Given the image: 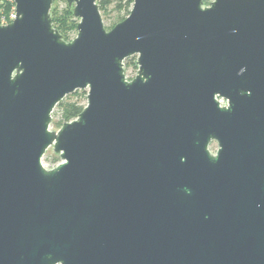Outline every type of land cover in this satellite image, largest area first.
<instances>
[{"label":"water","instance_id":"water-1","mask_svg":"<svg viewBox=\"0 0 264 264\" xmlns=\"http://www.w3.org/2000/svg\"><path fill=\"white\" fill-rule=\"evenodd\" d=\"M13 1L0 264H264V0H133L109 30L96 0H65L71 41L53 0ZM78 89L82 111L49 130ZM50 146L62 161L46 169Z\"/></svg>","mask_w":264,"mask_h":264},{"label":"trees","instance_id":"trees-1","mask_svg":"<svg viewBox=\"0 0 264 264\" xmlns=\"http://www.w3.org/2000/svg\"><path fill=\"white\" fill-rule=\"evenodd\" d=\"M109 2H110L109 0H96L98 8L103 15L107 14V8H108ZM132 3H133V0H117L116 1L115 8L117 9V11L120 12L121 10H123L125 13L124 16L118 17V22L123 20L129 14ZM4 6L6 9H8L9 5L5 3ZM57 10H58V7L54 6L53 1H52V5L50 8L51 24L53 28L56 29L60 33L62 39L64 40L66 36L65 35L66 31L68 29H76L78 20H76L73 15L72 7H69L67 5L64 6L62 10L63 15L61 17H59ZM111 27H113V25ZM134 65H135V62H134ZM80 90H81L80 93L79 91L76 90L69 97L65 96L62 100H60L55 105V107L58 109L60 113V120L55 123L56 126L62 125L66 122H69L75 119L78 116V114L82 111L84 107V104L82 102L83 100L86 99V92L85 90H82V89Z\"/></svg>","mask_w":264,"mask_h":264},{"label":"rangeland","instance_id":"rangeland-1","mask_svg":"<svg viewBox=\"0 0 264 264\" xmlns=\"http://www.w3.org/2000/svg\"><path fill=\"white\" fill-rule=\"evenodd\" d=\"M109 1L110 2L108 4L107 14L103 15L100 12L101 16H102L103 25L107 30L112 28L111 26L112 25L114 26L118 22V17H122L125 14L123 10H121L119 12L115 8V4H116L117 0H109ZM212 1L213 0H202L203 6H208L210 4V2H212ZM53 5L58 7L57 13H58L59 17H61L63 15V12H62L63 7L67 5L66 1L65 0H53ZM75 19L78 20L77 18H75ZM76 33H77L76 29H68L65 33L66 36L64 38V41H71L76 36ZM132 61L135 62V65H134V62H132ZM122 63H123V65H122L123 66V73H124L126 80H131L137 74L136 55L129 56V57L125 58ZM82 90H85V92L87 93V89H82ZM77 91H79V93H80L81 90L78 89ZM71 94H68L66 96L69 97ZM218 100L221 103V105L226 104V101L224 99L218 98ZM82 103L85 106L86 99L83 100ZM59 120H60V113H59L58 109L56 107H54L53 111L51 113V122L49 124V130L57 131L62 126V125L56 126L55 123ZM217 147H218L217 143L215 141H211L208 145V150L211 153H215L217 150ZM61 161L62 160L59 157V155L53 152L52 146L48 147L45 150V153H44L43 157L41 158V163H42L43 167L46 169L54 168Z\"/></svg>","mask_w":264,"mask_h":264},{"label":"built area","instance_id":"built-area-1","mask_svg":"<svg viewBox=\"0 0 264 264\" xmlns=\"http://www.w3.org/2000/svg\"><path fill=\"white\" fill-rule=\"evenodd\" d=\"M5 3H7L8 9L5 8ZM15 3L13 0H0V25H7L12 22L15 18ZM126 79V78H125ZM221 105V103H220Z\"/></svg>","mask_w":264,"mask_h":264}]
</instances>
